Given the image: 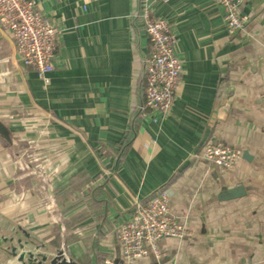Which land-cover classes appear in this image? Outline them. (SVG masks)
I'll return each mask as SVG.
<instances>
[{
    "label": "crops",
    "instance_id": "obj_1",
    "mask_svg": "<svg viewBox=\"0 0 264 264\" xmlns=\"http://www.w3.org/2000/svg\"><path fill=\"white\" fill-rule=\"evenodd\" d=\"M34 1L59 41L44 84L0 26V233L79 264H122L118 227L165 190L186 236L129 264H264V0H242L234 34L215 0L153 5L182 67L165 113L139 109L140 0ZM210 140L240 150L231 168L200 156Z\"/></svg>",
    "mask_w": 264,
    "mask_h": 264
},
{
    "label": "built area",
    "instance_id": "obj_2",
    "mask_svg": "<svg viewBox=\"0 0 264 264\" xmlns=\"http://www.w3.org/2000/svg\"><path fill=\"white\" fill-rule=\"evenodd\" d=\"M166 0H140L137 17L149 41V50L143 61V89L141 112H167L176 95L181 61L176 56L175 38L168 22L153 14V5ZM222 8L225 28L230 34L241 31L248 16L241 12L242 0H215ZM0 26L12 37L19 60L33 67L38 77L49 83L47 74L53 69V60L60 30L36 8L34 0H0ZM264 106V94L261 96ZM200 156L226 170L241 156L238 149L220 142L208 141ZM186 236L184 225L168 213V195L165 190L136 203L131 218L120 224L117 240L122 264L151 256L161 255L160 242L165 238L182 239ZM100 264H121L104 259Z\"/></svg>",
    "mask_w": 264,
    "mask_h": 264
},
{
    "label": "water",
    "instance_id": "obj_3",
    "mask_svg": "<svg viewBox=\"0 0 264 264\" xmlns=\"http://www.w3.org/2000/svg\"><path fill=\"white\" fill-rule=\"evenodd\" d=\"M0 136L8 141L10 140L9 130L1 120ZM243 191L242 187H235L227 190L222 198L237 197ZM21 232L26 238L29 237V234L24 230H21ZM0 252L12 259V264H79L71 258H67L62 248L49 251V248L44 244L33 245V242L22 240L16 229L13 230V234L10 236H4L0 233Z\"/></svg>",
    "mask_w": 264,
    "mask_h": 264
},
{
    "label": "rangeland",
    "instance_id": "obj_4",
    "mask_svg": "<svg viewBox=\"0 0 264 264\" xmlns=\"http://www.w3.org/2000/svg\"><path fill=\"white\" fill-rule=\"evenodd\" d=\"M13 260L0 252V264H12Z\"/></svg>",
    "mask_w": 264,
    "mask_h": 264
},
{
    "label": "trees",
    "instance_id": "obj_5",
    "mask_svg": "<svg viewBox=\"0 0 264 264\" xmlns=\"http://www.w3.org/2000/svg\"><path fill=\"white\" fill-rule=\"evenodd\" d=\"M142 85H143V89H144V87H145V81H144V79L142 80Z\"/></svg>",
    "mask_w": 264,
    "mask_h": 264
}]
</instances>
